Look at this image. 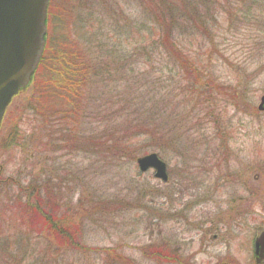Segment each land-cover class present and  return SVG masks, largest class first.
<instances>
[{"label": "rangeland", "instance_id": "obj_1", "mask_svg": "<svg viewBox=\"0 0 264 264\" xmlns=\"http://www.w3.org/2000/svg\"><path fill=\"white\" fill-rule=\"evenodd\" d=\"M162 3L176 2L54 6L51 42L59 53L80 52L87 67L81 87L90 82L81 89L86 101L73 126V150L63 144L48 161L34 156L40 133L34 92L10 110L6 126L16 133L0 142V215L8 217L2 231L12 242L24 243L26 232L11 197L20 196V186L29 192L51 179L60 215L79 226L82 245L111 248L121 264H255L254 240L264 227V0L200 1L202 30L177 38L182 54L200 61L198 86L178 53L142 48L156 39ZM128 107H143L144 119H163L168 131L165 142L132 136L130 145L140 151L135 160L122 154L125 131H135L124 125ZM151 153L167 164V183L139 171L136 160ZM33 238L42 251L52 243L45 234ZM59 257L60 264L104 262L93 251Z\"/></svg>", "mask_w": 264, "mask_h": 264}, {"label": "trees", "instance_id": "obj_2", "mask_svg": "<svg viewBox=\"0 0 264 264\" xmlns=\"http://www.w3.org/2000/svg\"><path fill=\"white\" fill-rule=\"evenodd\" d=\"M200 1L175 0V4H184L186 8L175 7L173 6L175 4L172 5V3H162L161 6H157V26L154 29L156 39L149 42L147 46L142 47L148 50L153 48L155 51L164 50L169 57L178 53L181 58L180 61L182 60V64L188 70L187 73L196 75L197 82L194 86H198L201 82H199L200 61L194 63L188 57H185L182 54L177 38L181 34L189 36L202 30V26L201 29L199 26V18L202 16L199 14L198 8ZM57 4L58 0H51L49 21L52 19V10L54 6L57 7ZM48 24L49 30L52 31L51 22H48ZM205 26L204 32L206 31ZM50 36L51 39L48 35L46 52L35 76L32 91L25 98H30L34 92L32 100L37 104L35 108L37 112L35 114L40 126L37 141L39 144L37 145L38 152H36L38 155L34 156L40 163L48 161L50 158L49 153L59 151L63 144L64 150L69 152L73 150L72 146L76 142V136L78 137V133L73 126L86 101V96L82 97L81 89L90 82V79H88V83L81 87V83L86 81L87 67L79 59L81 57L80 52L74 51L71 54L59 53L55 49L57 47L56 42H51L52 35L50 34ZM58 59L59 61H56ZM53 79H58V81L54 82ZM202 88L207 89L205 85H202ZM20 99L24 100V95ZM128 108L125 112L126 120L124 125L128 129L135 131L133 133L125 131L122 154L125 155L126 159L132 158L135 160L136 155L140 151L130 145L132 141L129 140L132 136L139 135L135 139L144 136L152 140L156 139L160 142H165L168 131H166L163 119H160L159 122H156V119H144L145 115L139 114L143 107H141L142 109L139 107ZM139 116H141L140 124L134 121ZM11 129L12 135L16 133V131L13 132V126ZM67 137L70 138L71 144L65 141ZM8 141L9 139L7 140L6 137V140L2 143H7ZM21 141L24 142V139ZM21 141H19L20 144L23 143ZM109 153L114 154L112 151H109ZM44 154L47 155L44 156ZM43 178L41 177V179ZM51 182L52 184L55 183V181L49 179L41 185L42 187H36L29 192L28 190L24 191V186H20V196L11 197L14 203L18 205L17 208H12L14 212L16 214L19 212L22 217L24 215V232L26 233H24V243L20 241L12 242L8 233L2 231V228L6 226L4 222L8 221V217L0 215V264H60L59 256L63 251L82 253H91L93 251L97 254H102L104 257L103 264H121L120 254L111 248L92 250L82 245L83 237L80 234L79 226L73 224V222L70 223L65 215H60V201L62 202V200H57L58 186L55 184L52 188V185H49ZM6 202L8 203V201ZM68 214L71 215L70 210H68ZM34 234H45L49 238V242L52 243L42 251L39 244L34 243ZM60 250L62 251L60 252Z\"/></svg>", "mask_w": 264, "mask_h": 264}, {"label": "water", "instance_id": "obj_3", "mask_svg": "<svg viewBox=\"0 0 264 264\" xmlns=\"http://www.w3.org/2000/svg\"><path fill=\"white\" fill-rule=\"evenodd\" d=\"M50 0H0V127L6 109L26 89L46 46ZM259 110L264 112V97ZM141 172L167 182L166 164L155 153L137 159ZM255 264H264V228L254 241Z\"/></svg>", "mask_w": 264, "mask_h": 264}, {"label": "flooded vegetation", "instance_id": "obj_4", "mask_svg": "<svg viewBox=\"0 0 264 264\" xmlns=\"http://www.w3.org/2000/svg\"><path fill=\"white\" fill-rule=\"evenodd\" d=\"M8 118V117H7ZM6 119V118H5ZM6 121L7 120H5V122H4V124H3V126H2V128L0 129V133H2V131H3V128L6 126ZM7 127V126H6ZM12 126L11 125H9L8 127H7V129H6V131L3 133V135H4V137H1L0 138V142H3L4 140H6V137H7V140L8 139H11L12 138ZM7 136H6V135ZM0 168H3V167H0ZM1 175V174H0Z\"/></svg>", "mask_w": 264, "mask_h": 264}]
</instances>
